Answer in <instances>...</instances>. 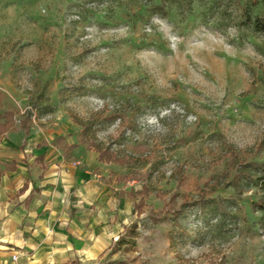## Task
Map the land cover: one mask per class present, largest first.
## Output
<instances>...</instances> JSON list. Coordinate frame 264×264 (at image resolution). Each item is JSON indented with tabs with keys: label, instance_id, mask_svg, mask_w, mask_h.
Returning <instances> with one entry per match:
<instances>
[{
	"label": "rangeland",
	"instance_id": "rangeland-1",
	"mask_svg": "<svg viewBox=\"0 0 264 264\" xmlns=\"http://www.w3.org/2000/svg\"><path fill=\"white\" fill-rule=\"evenodd\" d=\"M251 2L0 0V116L112 153L98 173L140 205L135 247L102 264H264L243 177L264 161Z\"/></svg>",
	"mask_w": 264,
	"mask_h": 264
},
{
	"label": "crops",
	"instance_id": "crops-1",
	"mask_svg": "<svg viewBox=\"0 0 264 264\" xmlns=\"http://www.w3.org/2000/svg\"><path fill=\"white\" fill-rule=\"evenodd\" d=\"M3 114L0 125L6 121ZM4 126L0 264H102L105 256L127 246L113 240L136 222L135 200L129 190L105 183L96 152L80 145L64 152L62 141L76 142L37 125L27 135L12 120ZM58 137L63 138L59 143Z\"/></svg>",
	"mask_w": 264,
	"mask_h": 264
},
{
	"label": "trees",
	"instance_id": "trees-1",
	"mask_svg": "<svg viewBox=\"0 0 264 264\" xmlns=\"http://www.w3.org/2000/svg\"><path fill=\"white\" fill-rule=\"evenodd\" d=\"M259 2L264 3V0H252V4L256 5ZM244 19L247 25H249L250 27H252V29L256 32L262 33L264 34V13L262 14H257L252 16L251 14H249V12H247V10H244ZM4 117L6 118L5 124L10 123V121L12 120L10 113L6 112L4 114ZM79 125L83 126V130L86 131L87 130V126L85 125L84 122H77ZM4 125H0V133L2 131L5 130V126ZM32 126V121L28 116H25L22 120H21V127L24 130V132L26 133V135L29 133L30 128ZM63 140L62 137H58L55 139V142H61ZM77 146V144L73 143L70 144L68 146H63L64 148V152L70 151L72 149H74ZM96 151L98 152V159L100 161H111V160H117V158H115L113 156L112 153L108 152L107 150H100L99 147H96ZM43 156L40 155L38 157L35 158V160L37 159H42ZM243 177L246 179V181H248L249 183H253L255 185H257L259 187V189L262 192V195L260 197V201L259 202H255L253 205L255 207L256 210H260L264 213V161H262L261 163L258 164H253L252 165V170L249 174H244ZM124 178V176L122 177ZM122 194V192H121ZM131 194V192H130ZM132 195V194H131ZM134 196V195H133ZM139 203L138 201L135 203L134 205V209L135 211L138 213V207H139ZM153 217V214L150 215V217ZM159 220H166V218L163 217H154L153 221L157 222ZM126 233L124 234V236H120L118 238V240L115 242V245H122L125 244L127 246H129V249H132L135 247L136 245V237L138 235V224L136 222L130 224L129 226H127L126 228ZM117 249L119 248H115L113 250V252L117 251ZM121 262V261H119Z\"/></svg>",
	"mask_w": 264,
	"mask_h": 264
},
{
	"label": "built area",
	"instance_id": "built-area-1",
	"mask_svg": "<svg viewBox=\"0 0 264 264\" xmlns=\"http://www.w3.org/2000/svg\"><path fill=\"white\" fill-rule=\"evenodd\" d=\"M115 239V238H114ZM18 259V254L17 253H15V254H12V260H17Z\"/></svg>",
	"mask_w": 264,
	"mask_h": 264
}]
</instances>
